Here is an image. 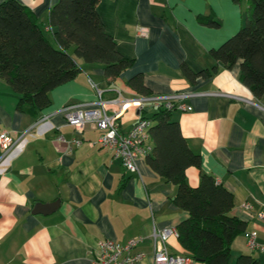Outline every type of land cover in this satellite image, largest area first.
Here are the masks:
<instances>
[{
    "label": "crops",
    "instance_id": "obj_1",
    "mask_svg": "<svg viewBox=\"0 0 264 264\" xmlns=\"http://www.w3.org/2000/svg\"><path fill=\"white\" fill-rule=\"evenodd\" d=\"M19 1L46 35H53L49 11L58 0ZM248 6L247 0H100L105 30L119 52L134 59L120 76L107 78L101 63L87 62L73 45L68 51L82 70L49 92V105L30 112L18 108L20 94L0 78V135L8 132L17 141L0 171V264H95L100 240L126 242L135 236L144 237L138 249L146 256L133 264H152L153 230L189 218L175 203L177 186L151 169L146 154L139 157L138 170L129 171L99 143L102 130L95 123L78 130L66 122L69 107L98 105L92 79L105 99H129L120 111V130H130L140 116L142 93L128 81L139 73L150 95L206 93L183 100L192 109L172 112L202 159L200 167L187 168V180L196 187L207 172L233 193L231 213L247 226L233 240L232 262L251 253L264 264V248H249L245 235L255 232L264 246L259 216L264 212V95L255 96L240 80V61L228 68L211 55L241 28ZM209 19L220 24L210 25ZM140 27L148 34L141 35ZM184 65L193 71L217 69L191 80ZM155 108L145 102L148 114ZM119 109L109 105L110 111ZM148 144L154 147L152 139ZM55 200L60 204L54 211L34 213L37 203ZM169 246L187 253L178 238L171 237Z\"/></svg>",
    "mask_w": 264,
    "mask_h": 264
},
{
    "label": "trees",
    "instance_id": "obj_2",
    "mask_svg": "<svg viewBox=\"0 0 264 264\" xmlns=\"http://www.w3.org/2000/svg\"><path fill=\"white\" fill-rule=\"evenodd\" d=\"M100 0H58L51 6L49 21L55 46L31 10L19 0L0 2V78L20 94L18 108L36 111L50 104L49 92L75 78L82 70L68 49L87 62H99L107 78L114 79L129 68L134 59L122 55L117 42L104 27L97 11ZM248 9L241 28L211 50L216 61L232 68L240 61V80L255 96L264 95V0H247ZM208 24L218 26L217 20ZM194 80L209 77L217 69L193 71L183 66ZM142 95H150L143 74L129 79ZM145 108V107H144ZM142 118L152 120L154 147L146 155L151 169L177 186L175 203L189 212L178 226L179 241L195 261L207 264H259L251 253H242L232 262V243L246 229V222L233 215V193L218 183L213 174L202 172L193 187L187 180L190 166L200 167L201 155L190 147L180 123L172 116L176 108L156 106Z\"/></svg>",
    "mask_w": 264,
    "mask_h": 264
},
{
    "label": "built area",
    "instance_id": "obj_3",
    "mask_svg": "<svg viewBox=\"0 0 264 264\" xmlns=\"http://www.w3.org/2000/svg\"><path fill=\"white\" fill-rule=\"evenodd\" d=\"M51 30V27H48ZM141 35H147L149 29L140 27ZM91 84L95 87L99 97L96 107L85 108L81 106L69 107L66 113V122L74 126L78 130L85 128L86 124L93 122L102 133L98 139L99 143L106 147L113 155L120 157L124 166L129 171H137V161L141 155L147 154L150 151L148 141L151 139L152 120L142 118L141 115L127 132L120 130V111L123 104L129 100L127 98L116 97L112 99L104 98V90L99 88L91 79ZM206 94L202 92H174L169 94L157 95H141L139 100L145 107V102L150 101L156 106L163 105L167 108H180L183 110L192 109V106L187 105L183 100L187 97ZM210 94V93H208ZM111 103L120 106L118 111H110ZM0 145L3 153L0 157V171L6 169L8 153L17 145L8 132H3L0 135ZM261 218H264V212L259 213ZM247 244L249 248H264L257 241V235L253 231H246ZM154 249L152 253V264H195L196 261L186 253L175 252L169 246L171 237L179 238V230L177 226L170 225L163 228H156L152 232ZM144 240L143 236H135L128 239L126 242H119L112 238H104L99 241L97 251L94 254L93 261L95 264H133L141 261L146 252L138 249L139 244Z\"/></svg>",
    "mask_w": 264,
    "mask_h": 264
},
{
    "label": "water",
    "instance_id": "obj_4",
    "mask_svg": "<svg viewBox=\"0 0 264 264\" xmlns=\"http://www.w3.org/2000/svg\"><path fill=\"white\" fill-rule=\"evenodd\" d=\"M59 204V200H55L52 202H39L35 205L33 211L34 213H49L57 209ZM198 260L202 261L203 259L198 258Z\"/></svg>",
    "mask_w": 264,
    "mask_h": 264
},
{
    "label": "rangeland",
    "instance_id": "obj_5",
    "mask_svg": "<svg viewBox=\"0 0 264 264\" xmlns=\"http://www.w3.org/2000/svg\"><path fill=\"white\" fill-rule=\"evenodd\" d=\"M49 39L51 40L52 43H56L55 40H54L53 35L49 34Z\"/></svg>",
    "mask_w": 264,
    "mask_h": 264
}]
</instances>
